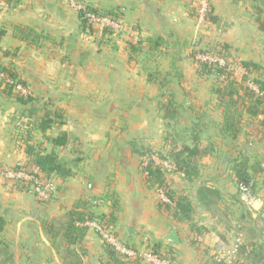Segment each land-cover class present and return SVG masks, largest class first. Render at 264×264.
Segmentation results:
<instances>
[{
    "label": "crops",
    "instance_id": "1",
    "mask_svg": "<svg viewBox=\"0 0 264 264\" xmlns=\"http://www.w3.org/2000/svg\"><path fill=\"white\" fill-rule=\"evenodd\" d=\"M259 1L260 6L255 0H211L223 26L210 23L208 28L214 35L211 38L229 44L239 61L258 65L260 71L251 77L264 80V31L255 14V8L264 13V0ZM9 2L8 9L0 11L4 32L0 65L26 84L34 103L21 106L0 87V164H26L23 141L29 130L44 148L54 150L42 133L27 126L28 110L33 118L51 113L55 124L46 135L51 139L64 136L66 143L55 151L73 165L68 180L51 177L58 191L45 203L30 189L0 183V218L6 223L0 234V264H112L94 228L73 243L68 240L66 214L79 201L91 202L89 210L97 216L108 214L117 203L114 227L131 248L171 249L177 264L206 262L214 247H222L223 238L233 234L235 226L227 217L234 219L237 214L242 221L245 212L234 165L247 151L252 161L264 166V138L259 142L264 134L257 123L245 126L235 143L229 144L222 135L223 117L214 94L220 80L200 76L192 58L203 41L198 40L190 14L191 1L86 0L94 9L119 14L128 30L119 38L104 36L99 29L91 34L65 0ZM18 26L36 31L44 45L21 41L14 33ZM129 43L140 47L132 60ZM168 104L181 109L177 119H165L162 108ZM58 111L60 117L55 118ZM258 120L264 122V115ZM193 134L200 137L202 147H211V154L201 160L197 178L187 181L176 173L168 185L189 198L193 221L207 229L197 245L192 239L200 237L191 232L190 225L177 223L159 206L160 190L146 184L142 171L145 158L163 155L169 139L191 145ZM256 183V200L248 209L255 218L264 211V174ZM201 187L220 195L212 210L196 199ZM221 210L225 212L222 219ZM173 231L180 245L170 241ZM200 244L207 246L203 257L198 253Z\"/></svg>",
    "mask_w": 264,
    "mask_h": 264
},
{
    "label": "trees",
    "instance_id": "2",
    "mask_svg": "<svg viewBox=\"0 0 264 264\" xmlns=\"http://www.w3.org/2000/svg\"><path fill=\"white\" fill-rule=\"evenodd\" d=\"M8 3L9 0L6 1ZM94 13H99L96 9L89 7ZM256 9V22L260 25V29L264 31V16L263 11ZM108 15H118V13H107ZM82 20V27H86V21L84 16L79 14ZM217 17L213 15L212 7L209 8V22H216ZM102 34L104 36L111 35L112 32L108 29H102ZM15 36L21 41L27 43L30 46L40 47L43 46V37L39 35L36 31L30 28L18 26L15 28ZM95 30L92 34H95ZM4 34L0 30V36ZM150 45V43H148ZM130 59L132 56L138 55L140 52L139 43H129ZM218 53L223 54V56H231V46L229 44H218ZM8 54V53H7ZM239 64L245 69V73L239 77H235L232 73L228 72L225 68H220L215 65L209 64H199L198 74L202 77L214 76L220 80V84L214 89V94L216 95L218 108L222 113V124L221 133L227 140L229 144L235 143L242 136L243 129L245 126L253 127L255 124L261 126V130L264 134V122H260L258 117L264 115V97L261 94L253 92L248 87V82L251 81L258 86L260 92H264V80H259L257 78L251 77L260 71V67L256 64L249 62H241ZM0 73H4L8 78H11L18 83L27 87L26 84L19 79V77L9 69L2 67L0 65ZM0 87H3L5 94L14 97L16 101L24 107L31 106L34 103L32 95L26 97L20 96L14 92V87L6 84L5 79L0 77ZM28 88V87H27ZM165 111V119H177L181 112L172 104L165 105L162 108ZM28 115L27 126L31 127L33 130L38 131L44 135V138L51 143L54 150H48L44 148L43 143L36 141L32 131H27L26 139H24L25 144V155L26 164L17 165L12 167L13 170H38L39 173L45 175L48 178L54 177L61 181H66L72 176V165L73 162L66 161L60 158V155L56 148L63 146L66 143L64 136L59 135L55 139H51L46 135L47 131L54 126L53 119H51V113H45L41 117L33 118V114L25 111ZM55 118L60 117V111L58 115L54 114ZM247 118V120H246ZM197 129V128H195ZM194 131V130H193ZM262 137L259 142H262ZM192 144L189 145L188 142L184 141L179 145V141L175 138L169 139L166 143L167 150L164 151L163 155H159L163 160H168L171 164L175 166L174 173L165 170L162 166L157 165L154 161H149L147 165L142 168L145 175L146 184L154 189L163 190L168 198L173 201L174 206L167 205L165 203H160V207L164 208V211L177 223L189 224L191 232L196 234V237L204 236L207 233V229L203 226H198L193 221L192 212L193 207L189 198L180 192H175L170 189L168 182L172 174L180 173L183 174L187 181L193 180L199 176V166L201 160L211 154V147H202L201 139L198 135H192ZM147 151H144L141 155L145 156ZM252 156H248L247 151L242 152V158L240 162L234 165V173L238 185L248 184L251 180L259 177L263 179L264 166L261 161H252ZM1 165V164H0ZM14 187L20 190L30 191V187L25 184L15 183ZM219 193L207 187H201L197 190V201L200 202L207 210H212L214 204L219 202ZM89 201H79L75 209L67 212L66 216L68 218V240L72 241L84 237L87 232V227L79 226L78 223L86 222H97L104 229L114 227L117 223L118 217L116 212L118 211L117 203H113L111 210L108 214L103 216H97L89 210L91 206ZM245 219L243 215L242 220ZM5 221L0 218V234L4 231ZM198 239H192V244L197 245ZM105 252L108 255L112 264H140V258L128 259L127 257L117 253L113 248L104 243ZM241 256H245L247 260H258L257 264H264L263 251L264 246H259L255 243L243 244L238 246ZM151 251L156 254H160L163 257H167L174 263L176 259L174 257V252L171 249L162 250L160 247L155 246ZM238 252V251H237ZM257 252V253H255ZM204 264H216L213 259L206 261ZM223 264V263H220Z\"/></svg>",
    "mask_w": 264,
    "mask_h": 264
},
{
    "label": "built area",
    "instance_id": "3",
    "mask_svg": "<svg viewBox=\"0 0 264 264\" xmlns=\"http://www.w3.org/2000/svg\"><path fill=\"white\" fill-rule=\"evenodd\" d=\"M68 7L75 11L77 14L84 16L87 28L94 30L109 29L113 34L124 32L125 26L117 18L112 15H105L100 13H94L89 9V6L84 0H66ZM8 5L0 1V11L7 10ZM208 10L207 0L199 1V20L204 21L206 12ZM195 61L198 64L215 65L220 68H225L228 72L239 77L245 73V69L237 62L229 61L223 55L218 52L214 53H199L195 55ZM0 77L5 79V83L14 87V92L20 96H28L30 94L29 89L24 87L17 81L8 78L4 73H0ZM248 87L255 93L261 94L264 97V92H260L257 85L253 82H248ZM154 161L159 166H164L169 170H175V166L166 160L161 159L157 154L149 155L143 162V167L147 165L149 161ZM146 175V174H145ZM0 180L5 183H19L25 184L30 187L33 195L40 202H46L50 200L58 190V185L51 178L39 173L37 170H13L12 168L0 165ZM239 192L241 194L242 201L248 207H251L256 200V183L251 180L248 184L240 183L238 185ZM160 201L170 206H174V203L168 198L163 190L159 191ZM262 218H264V211L260 212ZM79 226L94 228L101 236L104 243L113 248L117 253L127 257L128 259L140 258L145 264H176L167 257H163L160 254H156L154 251H138L125 244L117 234H115L114 228L110 227L104 229L97 222L78 223ZM199 242H202V238H198ZM237 246L233 249V255L237 253Z\"/></svg>",
    "mask_w": 264,
    "mask_h": 264
},
{
    "label": "rangeland",
    "instance_id": "4",
    "mask_svg": "<svg viewBox=\"0 0 264 264\" xmlns=\"http://www.w3.org/2000/svg\"><path fill=\"white\" fill-rule=\"evenodd\" d=\"M84 1L86 2V0H84ZM190 1H191L190 3H191L192 6H190L191 8H189V10H190V14L194 17V20L196 22V30H197V33H199L198 34V40L203 41L202 46L200 48H198L197 50H194L193 54H192V58H193L194 63L199 65L195 61V55H197L199 53H206V52H208V53H214L215 52L216 53V52L219 51L218 50L219 48H217L218 43L211 38L214 35H213V32L210 30V28H208L209 24L210 23L211 24H216L217 23L218 25H221V26H223V25H222V22L219 21V19L216 22H214V23L208 21V19H209V8L212 7L211 0H207V2H208V10L206 12L204 21H200L199 20L198 9H199V1H201V0H190ZM66 3H67V1H66ZM260 3L262 4V2H260L259 0H255V4L256 5L260 6ZM87 5L92 8V6H90L88 3H87ZM96 10L100 14L107 15L106 10H104V9H98L97 8ZM72 12L75 13L78 16L80 23H82V20L80 19L79 14H77L75 11H72ZM262 14L264 16V13H262ZM213 15H214V12H213ZM112 17L117 18L118 20H121V22L123 23V21H122L121 17L119 16V14L117 16L112 14ZM85 28L92 34V31L94 29L92 30L90 28H87V26ZM99 31H101V30H99ZM123 31L126 33L128 30L125 29ZM124 32H121V33H124ZM203 32H204V34H203V37L201 38L199 35L200 34L202 35ZM112 35H113V33H112ZM119 35H120V33H115V37L114 38H119ZM221 55H223V54H221ZM225 58H227L229 61H233V62L239 63V60L237 58H235V56H234V54L232 52H231V56H229V57L226 56ZM235 77H237V76H235ZM222 148H223V146H222ZM220 151L222 152V149ZM1 165H3V164H1ZM6 167H8V166H6ZM9 168H12V167H9ZM256 178L253 179L255 181V183H256V180L258 181V179H259V178H257V179ZM53 181H55V180H53ZM0 183L2 184V186L5 185V182L3 180H0ZM55 183H56V181H55ZM256 185H257V183H256ZM237 190H238V194L240 195V198H241V194H240L239 189H238V184H237ZM256 191H257V189H256ZM32 194H33V192H32ZM56 194H57V192L54 195H56ZM48 201H46V202H48ZM236 201H239V200L236 198ZM241 201H242V199H241ZM42 203H45V202H42ZM241 206H242V208H244L245 219L242 220V221H239V217L240 216L239 215L237 216V214H235V213H234L235 214L234 215V219H231L230 217H227V215L225 216V217H227V221L228 222L232 221L231 225L233 224L235 226V228H233V234H232V236L230 235V236L224 237L223 238V246L221 247V246H217L216 245L214 247V249H213L214 251H212L211 254H208V260H206V261H209V260L213 259V261L216 264H220V263H223V264H257L256 263L258 261L257 259L254 261L252 259L251 260H247V258L245 256L242 257L241 253H240V251L238 249V246H241L243 244H250V243H255V244L258 245V247L259 246H264V218H262L260 215L256 216V218L252 217V215L250 214V212L248 210L249 207L247 205H245L244 202L241 204ZM220 213L221 214L219 215V218L222 219L223 218V214L225 215V212L223 213V211L221 210ZM87 228L89 229V227H87ZM112 228H114L115 234H117V232L115 230V227H112ZM239 236H241V237H239ZM237 237H239V238L237 239ZM100 238H101V236H100ZM118 238H119V236H118ZM101 240H102V238H101ZM200 243H202V242H200ZM235 246H237L238 252L233 255L232 253H233V249L235 248ZM198 248H199V252H198L199 255L203 257L204 249L206 250L207 246L205 244L204 245L200 244V246H198ZM209 249L210 248H208V250ZM136 250H138V251H142V250L143 251H147V250H144V249H136ZM255 253H257V252H255ZM262 254H263V257H264V251H263ZM201 262H202V264L206 263L205 261H201ZM141 263L145 264V262H143L142 260H141Z\"/></svg>",
    "mask_w": 264,
    "mask_h": 264
},
{
    "label": "water",
    "instance_id": "5",
    "mask_svg": "<svg viewBox=\"0 0 264 264\" xmlns=\"http://www.w3.org/2000/svg\"><path fill=\"white\" fill-rule=\"evenodd\" d=\"M92 203L96 204L98 203L96 200H93ZM170 241L174 244L180 245L179 237L177 235L176 231H173L170 235Z\"/></svg>",
    "mask_w": 264,
    "mask_h": 264
}]
</instances>
